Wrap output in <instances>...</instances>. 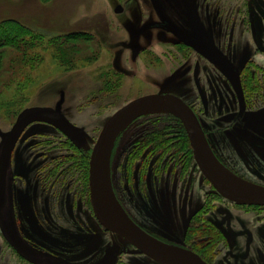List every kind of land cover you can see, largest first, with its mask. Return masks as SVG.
Returning <instances> with one entry per match:
<instances>
[{"label": "rangeland", "instance_id": "rangeland-1", "mask_svg": "<svg viewBox=\"0 0 264 264\" xmlns=\"http://www.w3.org/2000/svg\"><path fill=\"white\" fill-rule=\"evenodd\" d=\"M117 5L120 12H114ZM163 21L212 52L235 59L247 87L260 73L264 0H0V132L9 129L25 107L59 104L85 134L86 157L85 148H75L50 125L35 122L12 154L22 232L35 245L75 264H95L108 253L117 255L115 264H161L104 230L86 192L89 153L104 122L135 97L170 92L191 104L200 100L193 109L216 152L221 148L245 169L264 173V133L248 139L234 125L226 128L228 139L222 135L237 110L228 104L222 76L169 31L149 26ZM249 57L257 60L246 64ZM199 79L206 89L200 88ZM255 113L264 118V113ZM175 118L152 109L120 126L107 167L114 209L163 239L198 252L220 253L217 264H251L249 253L264 264V207L219 195L196 166ZM141 137L147 142L166 140L168 146L173 142V152L159 158L160 147L152 143L139 151L135 147ZM59 157L70 170L79 166L86 172L84 177L70 172L68 187H60L57 197L49 189L55 187V177L49 174L46 179L43 172L44 164H54ZM200 218L206 220L204 237L196 229ZM223 231L235 236L234 246L226 245ZM204 241L210 246L204 248ZM0 264H27L1 232Z\"/></svg>", "mask_w": 264, "mask_h": 264}, {"label": "water", "instance_id": "water-1", "mask_svg": "<svg viewBox=\"0 0 264 264\" xmlns=\"http://www.w3.org/2000/svg\"><path fill=\"white\" fill-rule=\"evenodd\" d=\"M119 5L114 12H120ZM171 31L179 41L198 47L197 43L168 22L152 23ZM212 62L218 64L231 76V66L223 58L208 55ZM232 72V73H230ZM163 109L179 118L190 144L195 164L202 175L211 183L215 191L223 198L241 204L264 205V186L247 180L229 168L216 157L191 108L177 95L170 92H155L138 96L113 112L104 122L89 157V198L95 217L107 229L116 233L121 239L134 245L145 255L161 264H208L190 249L166 243L146 233L126 217L117 213L108 177V160L116 133L120 126L131 117L147 110ZM48 122L76 144H85L82 129L73 125L61 112L60 105L28 106L23 108L15 118L9 130L0 132V228L10 243L25 257L38 264H74L68 260L52 256L28 246L18 232L12 205L11 152L23 129L31 122ZM115 211H114V210ZM113 257L104 264H113ZM99 264V263H96Z\"/></svg>", "mask_w": 264, "mask_h": 264}, {"label": "flooded vegetation", "instance_id": "flooded-vegetation-1", "mask_svg": "<svg viewBox=\"0 0 264 264\" xmlns=\"http://www.w3.org/2000/svg\"><path fill=\"white\" fill-rule=\"evenodd\" d=\"M251 28H252L251 33L253 35H255L254 29H253L254 26H251ZM177 30L182 32L179 28H177ZM170 33H171V31H170ZM184 34L187 37H189L190 39H192L194 42H196L198 47L200 46V48L203 49L206 52V54L201 52L199 49L194 48V47L190 46L187 43H184L183 41H180V42L182 44H184L186 47H188L189 49H191L192 51H194L195 53H197L199 56H201L200 61L206 62V65L209 66L212 70L218 69V71H219L220 75L222 76V78H223V80L225 82V85H226V93L229 96L228 104H231V106H235L236 109H237L236 110V114H235L236 116L234 117V121L230 122L228 125L223 127L224 128L223 130H222V128H219L220 130H222V135L226 139H228L226 128H230L232 126L234 127V125H236L235 131L236 132L238 131L237 133L244 134V136L247 137L248 139L254 138V136L257 135L256 132H259L261 135H263L264 131L260 132L259 128H261V127H262V129L264 128V118L261 115H259V116L256 115L255 112L264 113V63H261V65L258 64V68H259L260 73L257 75V77H254V79H252V78L250 79V80H252V82L249 81V85L247 87V85H246V83L244 81V75L239 70L240 67H237L238 63L235 62V59H231V58H229L228 55H225V54H216V53L212 52V50H210L206 45H203V44L199 43L198 41H196L194 38H192L191 36L187 35L186 33H184ZM209 54L213 55L216 58H223L228 64H230L231 71L234 70L237 73V76L234 75V74H232L231 76H228L218 64H216V63L212 62V60H210V58L208 57ZM254 60H257V59L255 57H249L248 60H247L248 62L246 64H252V63L255 62ZM260 61H262V60H260ZM230 73H232V72H230ZM258 78H260V79L258 80ZM198 82L200 83L199 84L200 88H204L205 84H203L200 81V79L198 80ZM204 89H206V86H205ZM181 99L191 108V110L195 114V116H196L197 120L199 121V124H200V126L202 128V131H203V133H204V135H205L210 147L212 148V151H214V154H216V157L220 160V162H222L227 168H229L231 171H233L237 175H239V176H241V177H243V178H245L247 180H250V181H252L254 183H257V184H260V185L264 186V173H260L258 171L251 172L249 169H245V167H246L245 164H242L238 160H236L235 158H232L233 156L230 157L221 148L216 152V150L214 149V146H213V144H212V142L210 140V137H209L210 133L208 132L207 128L205 126H203V124L201 123V118H199V116L197 115L198 114L197 111L193 109V108H197V106L201 105L202 104L201 101L196 99V100H194L193 104H191V103L188 102V100L186 101L184 98H181ZM62 114L66 117V115L63 112H62ZM177 119L179 120V118H177ZM36 122L45 123V124L50 125L54 129H56L61 135H63L64 138L66 140H68L73 146H75V148L76 147L85 148V150H83V152H84L85 157L87 156V154L89 152V149L86 148L87 142L85 144H83V143L76 144L75 142L70 140L69 137L65 133H63L60 129H58L54 125H52V124H50L48 122H44V121L43 122L36 121ZM70 122L73 125L77 126L72 121H70ZM179 122L182 125L180 120H179ZM32 123H35V122L29 123L23 129L21 134L19 135L17 141L14 144V147H13L12 152H11V157H10L11 174H12V205H13V213H14L15 223H16V226H17L19 234L24 239V241L28 244V246H30L31 248H33L35 250H38L40 252H43V253L50 254L52 256L58 257V258H62V259L68 260V259H66V258H64V257H62V256H60L58 254H55V252L45 250L44 248H42L40 246H37L34 243H32L24 235V233L22 232V230L20 228V225H19L18 214H17V205H16V195H15V189H16V187H15V178H16V176H15V170H14L15 165L12 162V154H13L14 148H15L18 140L20 139L21 135L23 134L25 129ZM77 127H79V126H77ZM182 127H183V125H182ZM79 128H81V127H79ZM240 128L247 129V131H249V133H242L244 131L241 130ZM9 129H7V130H9ZM183 129H184V127H183ZM82 132L84 134L83 130H82ZM147 134H149L150 136L154 135V131L148 132ZM186 136H187V134H186ZM84 137H85V134H84ZM155 140H156V138L154 140H152L150 138V141L147 142L148 140L145 137H141L137 141V144H140V145H136L137 147H135V148L139 147V151H141V148L143 146L147 145L148 143H152L153 145L160 147V153H158L159 154V158L161 157V154H163V153H166V152L167 153H171V152H173L172 151V146H171V145H173L172 141H171L172 142L171 145L168 146V144L164 143L166 140L158 139L157 142ZM188 143H189V141H188ZM189 146H190V144H189ZM79 150H81V149H79ZM90 152H91V150H90ZM190 153H192L191 150H190ZM222 153L226 157H224V155ZM89 156H90V153H89ZM64 158H67V157H64ZM82 158H84L83 155L80 156L79 160H81ZM254 161H256V159ZM53 163L54 164H49V166H47V164H44L45 171L43 172V175L46 177V179L49 178V174H51L52 177H55V180L57 181L56 184H55V187H53L51 185V188H49V189H50V193L55 194L57 197H59L60 196V187H64V186L68 187L69 183L67 182V180H69L71 178V173L70 172L75 173V177H76V174L81 175V176L84 177V174H85L86 171L84 172V169H83V171H82V169H80V171H79L78 170L79 166H77L76 168L73 166V169H75L74 171L70 170L69 167L67 166L68 163H65L63 161V157L62 158L59 157L58 159L54 160ZM88 174H89V161H88V172H87V181L86 182H88ZM65 177H67L68 179H65ZM172 179L173 178L171 177L170 178V183H173ZM75 180L77 181V179H74L72 181L75 183ZM208 183L211 185V183L209 181H208ZM212 188H213V186H212ZM86 190H87L86 191L87 192V196L89 197V184H88V186L86 185ZM89 203H90V207H91V210H92L90 198H89ZM245 205L259 206V207L263 206L264 207V205H259V204H245ZM92 214L94 215L93 210H92ZM94 217H95V215H94ZM95 219L97 220L98 224L100 226H102V228L104 230L112 232L111 230L105 228L98 221V219L96 217H95ZM30 221H31V219H30ZM205 222H206V220L204 218H200L199 221L197 222V224H199V226H197V228H196V222H195V227H194V231H195V228H196L197 231H198V234L199 235L201 234L203 237L205 236V230L207 229V227H206L207 225L205 226ZM188 226H190L189 223H188ZM211 229L212 228H209V230H211ZM142 230H144V229H142ZM144 231L146 233L150 234L151 236H153V237H155V238H157L159 240H162V241H164L166 243L178 245V246H181V247H184V248L192 250L193 252L198 254L208 264H217L218 263L217 255L219 256L220 253H207V252L203 253L202 251L198 252V251L194 250V248H192V246H186L185 244L183 245V244L176 243L175 241H172V239L166 240V239H163V238H161V237H159V236H157L155 234H151L150 232H148L146 230H144ZM0 232H1L2 236L5 238V240L7 241L8 246L11 248V250H13L14 253H16V255L20 259H22L27 264H38V263H36L34 261H31L29 258L25 257L24 255H22L14 247V245L8 241V239L4 235L3 231L1 230V228H0ZM112 233H114V232H112ZM114 234H116V233H114ZM222 237H223V239H224V241H225L227 246L230 247V246H234L235 245V243H236L235 236L231 232L223 231L222 232ZM209 238H210V242H211L213 239H215V234L214 233H210L209 234ZM122 240H124V239H122ZM214 241L215 242L213 244H215V246H216V239ZM210 242L204 241V242H202V245L204 246V248L205 247H209L210 246ZM132 246L134 248H136L134 245H132ZM136 249H138V248H136ZM139 251L141 253H143L141 250H139ZM213 251L216 252V250H213ZM110 257H113L112 261H113V264H115L116 260H117L116 259L117 255H114L113 253L106 254L101 262L98 261L96 263L104 264L105 262H107L110 259ZM249 258H251L250 259L252 261L251 264H257V259H256L257 255H256V253H249ZM220 263L224 264L223 262H220ZM225 264H227V263H225Z\"/></svg>", "mask_w": 264, "mask_h": 264}, {"label": "trees", "instance_id": "trees-1", "mask_svg": "<svg viewBox=\"0 0 264 264\" xmlns=\"http://www.w3.org/2000/svg\"><path fill=\"white\" fill-rule=\"evenodd\" d=\"M174 118V117H173ZM175 120H177L178 121V119L177 118H175ZM181 125V124H180ZM181 128H182V125H181Z\"/></svg>", "mask_w": 264, "mask_h": 264}, {"label": "bare ground", "instance_id": "bare-ground-1", "mask_svg": "<svg viewBox=\"0 0 264 264\" xmlns=\"http://www.w3.org/2000/svg\"><path fill=\"white\" fill-rule=\"evenodd\" d=\"M165 30V29H164ZM165 31H167V30H165ZM168 32V31H167ZM173 35V34H172ZM136 98V97H135ZM19 113V112H18ZM18 115V114H17ZM114 210V209H113ZM115 211V210H114Z\"/></svg>", "mask_w": 264, "mask_h": 264}]
</instances>
